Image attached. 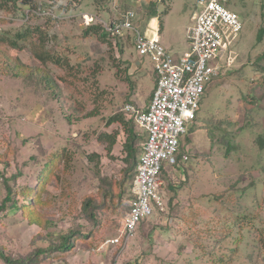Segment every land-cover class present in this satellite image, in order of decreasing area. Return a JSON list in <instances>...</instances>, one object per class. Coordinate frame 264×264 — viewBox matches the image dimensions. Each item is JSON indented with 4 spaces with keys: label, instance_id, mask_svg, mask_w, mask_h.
I'll list each match as a JSON object with an SVG mask.
<instances>
[{
    "label": "rangeland",
    "instance_id": "374dc122",
    "mask_svg": "<svg viewBox=\"0 0 264 264\" xmlns=\"http://www.w3.org/2000/svg\"><path fill=\"white\" fill-rule=\"evenodd\" d=\"M54 2L52 12L60 17L55 21L29 16L22 2L0 11L5 38L0 41V206L12 190V200L0 210V252L16 260L0 256V264H29L23 261L27 258L30 264H264L259 242L264 237V148L257 144L264 136V37L257 40L264 29V0H230L243 29L233 33L225 27L230 34L222 76L206 90L194 122L198 126L192 131L189 123L182 136L189 160L164 168L166 211L154 210L124 244L106 242L120 235L134 170L124 151V126L106 122L126 103L146 107L156 74L149 59H139L134 30L119 38L122 51L100 32L85 33L83 11L109 20L135 9L134 4ZM197 10L196 0L157 2L161 43L175 60L190 51L187 30ZM149 21L135 24L144 31ZM28 27L31 37L18 40ZM39 51L69 64L44 65L35 54ZM16 67L21 76H12ZM40 78H48L51 88H45L46 80L40 85ZM135 130L142 150L146 135L137 125ZM103 132L117 134L111 152L99 140ZM52 152L59 156L54 161ZM70 233H75L73 248L56 250ZM39 249L46 251L37 257Z\"/></svg>",
    "mask_w": 264,
    "mask_h": 264
},
{
    "label": "built area",
    "instance_id": "2783aa9c",
    "mask_svg": "<svg viewBox=\"0 0 264 264\" xmlns=\"http://www.w3.org/2000/svg\"><path fill=\"white\" fill-rule=\"evenodd\" d=\"M228 2L197 0L194 24L187 32L190 51L178 60L161 43L158 31L149 37L138 30L133 22L136 12L132 9L109 20L89 12L81 14L84 24L101 23L110 37L134 30L137 53L152 62L157 76L156 88L146 109H138L132 103L124 106L125 112L135 115L137 126L146 134V139L136 166L134 197L129 201L120 235L108 239L106 244L126 243L134 236L140 221L153 215L154 210L165 211L166 202L160 193L162 167L164 163H177L180 141L188 131V124L196 119L209 85L222 76L221 61L230 34L226 28L233 33L243 29L240 14L230 9ZM217 60L221 65L214 63ZM188 158L186 153L182 155V160Z\"/></svg>",
    "mask_w": 264,
    "mask_h": 264
},
{
    "label": "trees",
    "instance_id": "16d2710c",
    "mask_svg": "<svg viewBox=\"0 0 264 264\" xmlns=\"http://www.w3.org/2000/svg\"><path fill=\"white\" fill-rule=\"evenodd\" d=\"M5 1V4H0V11L1 12H8L6 10V7L5 5L6 4H9V3H13V4H17L19 2H22V4L24 3L25 6H27L28 9H30L31 13H29V16H33L35 14H40L39 12H37V9H40V10H45L47 11V8L50 9L51 11H53L55 8V2L54 0H46V2H44V6L41 2V0H4ZM159 0L153 2L151 5H150V9L148 10L147 14H148V18H151V17H155L156 16V11H157V2ZM47 7V8H45ZM40 11V12H42ZM22 13V12H21ZM53 13V12H52ZM52 13L50 12H46L44 14V16L47 17L46 20H51V21H55L57 20L58 18H60L58 15H55V13H53L54 15H52ZM97 14V13H96ZM22 17H27V13L24 12V15L23 13L21 14ZM28 16V17H29ZM161 23V22H160ZM162 25V23H161ZM85 26V33L87 32H93V31H96V32H100V35L104 38H108V40H111L110 43L112 44V46H118V49L119 51H122V47H119V44H120V37L121 36H115V37H110L109 33L107 32V30L105 29V27L101 24V23H92L90 25H84ZM37 29V28H36ZM33 32V30H31L29 27L23 31V32H20L17 34L18 36V40L19 39H29L31 37V33ZM263 37H264V29H261L258 33V41H262L263 40ZM5 38L4 37H1L0 36V41L4 40ZM40 41H43L44 40V37H40L39 38ZM1 43V42H0ZM11 44H15L17 45V42H15L14 40L11 41ZM1 49V47H0ZM36 56L39 58L40 62L44 65H48V61H50L51 63L54 62V64H57V65H65L64 62H66V65L68 66V62L67 59H64L63 57L61 56H54L52 55V53H50L49 51L48 52H44V51H39V52H35ZM124 54V53H123ZM1 55H3V58L5 57L4 53H3V50H1ZM5 62L7 65L10 66L11 69L15 70L14 67L12 66V63L10 62L9 58L5 59ZM48 62V63H47ZM124 62H128L129 61H124ZM23 67V69L26 68V66H21ZM128 67V66H127ZM28 68V67H27ZM10 69V70H11ZM17 71H12V76H21L22 72L20 69H18V67H16ZM9 70V71H10ZM38 71H42V70H38ZM24 73V72H23ZM18 74V75H17ZM38 76V74H37ZM24 77V76H22ZM43 77V76H42ZM45 77V76H44ZM48 77V76H47ZM49 78V77H48ZM48 78H40V85L42 84V82L44 80H46L47 82L44 83L45 84V88H51V83L48 81ZM50 80V79H49ZM41 88L43 86H40ZM151 98V97H150ZM128 116V118L126 117ZM130 116V117H129ZM197 120V119H196ZM195 120V121H196ZM194 121V122H195ZM192 123V127H191V130L193 131L195 127V123ZM113 123H120L121 125L124 126V130L127 134L126 136V139L124 141V151L126 152L127 154V162L129 163V166H130V169L131 170H134L133 171V176H132V183L135 179V176H136V166H137V162H138V159H139V156L138 154H141L142 151H143V147H142V150L140 148H138L136 146L139 138H140V133H138L136 130H135V125H137L136 121H135V115L133 114H130V113H127L125 112L124 110H122V112H118L112 116H110L106 122L107 125H111ZM200 127H204L205 129H207V133L209 132V136H212L211 135V129L204 126V125H199ZM213 137V136H212ZM99 140L100 141H103V142H107L108 145H107V151L108 152H111L113 150V147L114 145L116 144L117 142V134L116 133H107V132H103L101 133V135L99 136ZM144 144V142H143ZM257 144L261 147V148H264V136L263 137H259V141L257 142ZM234 144L228 146V150L229 151H232V148L234 147L233 146ZM143 146V145H142ZM182 138H181V141H180V148H179V153L177 155V158H178V162L176 164H173V165H170V164H167V163H164L163 167H162V170L160 172V177L162 178V174L164 172V168H172V166H178L180 162H182V157H181V153H182ZM141 151V152H140ZM53 155V157L50 159L51 161H54L56 160L59 156H57L56 152H52L51 153ZM93 155H90V157L92 158ZM50 162H48L47 164H49ZM49 167V165H48ZM45 178V175L42 179ZM41 179V180H42ZM11 189L9 188L8 189V194L6 196V198L3 200L2 202V205L0 206V210L5 208L7 203L9 201L12 200V197H11ZM134 197V194H132V198ZM131 198V199H132ZM130 199V200H131ZM89 203V201H87L85 203V208L87 207V204ZM129 203V202H128ZM92 204V203H91ZM89 204V205H91ZM128 210H129V206H128ZM166 211V210H165ZM164 211V212H165ZM128 212V211H127ZM91 217H95L94 213L91 214ZM246 218V217H245ZM75 237V233H70L68 235H65L63 236V241H61L59 243V245H56L55 246V249L56 250H59V251H69L73 248V242L71 241L72 238ZM259 242H260V245L264 247V237H262V239H259ZM45 249H39L38 250V253H37V257H39L40 255H43L45 253ZM0 256L2 258H4L7 262L11 263V262H15L16 260L15 259H11V257L9 256H6L4 252H0ZM32 260V258H27V259H24L23 261L25 262H28L30 264V261ZM19 262V260H18Z\"/></svg>",
    "mask_w": 264,
    "mask_h": 264
},
{
    "label": "crops",
    "instance_id": "0c3cea01",
    "mask_svg": "<svg viewBox=\"0 0 264 264\" xmlns=\"http://www.w3.org/2000/svg\"><path fill=\"white\" fill-rule=\"evenodd\" d=\"M129 2V4H134L135 5V9L134 11H136L137 13V20L138 22L140 23H146L149 19L150 21L148 22V24H150L149 28L151 29H148L146 28L144 31H142L144 34L147 35V33L149 34V36H153V34L158 31L159 35H160V39L162 40V36H161V31H162V28H161V23L159 21V18L158 17H151V18H148V10L150 9V5L157 1V0H127ZM194 16H195V11L193 12V15H192V21H193V24H194ZM147 19V20H146ZM192 24V25H193ZM191 25V26H192ZM189 26V28L191 27ZM165 27V26H164ZM188 28V29H189ZM148 29V31H147ZM164 30V28H163ZM147 31V33H146ZM188 32V30H187ZM148 36V35H147ZM189 42V41H188ZM190 45V44H189ZM189 51V49H187V52ZM185 52V54L187 53ZM177 53H179V51H177ZM184 54V55H185ZM183 56V55H181ZM180 56V57H181ZM208 135V134H207ZM185 167V166H184Z\"/></svg>",
    "mask_w": 264,
    "mask_h": 264
},
{
    "label": "clouds",
    "instance_id": "9594fccd",
    "mask_svg": "<svg viewBox=\"0 0 264 264\" xmlns=\"http://www.w3.org/2000/svg\"><path fill=\"white\" fill-rule=\"evenodd\" d=\"M41 2H42V4H43V6H44V2H46V0H41ZM196 2H197V0H196ZM229 2H230V0H229ZM228 2V4H227V6L229 7V5H231L230 3ZM196 6H197V4H196ZM45 8H47V7H45ZM230 8V7H229ZM129 9V8H128ZM128 9H126L125 11H127ZM198 9V8H197ZM231 9V8H230ZM132 10H134V9H132ZM232 10H234V9H232ZM40 11H42V10H40V9H37V12H39V13H41V15H44L47 11L48 12H50V13H52V11L50 10V9H48L47 8V11H46V9L45 10H43L42 12H40ZM124 11V12H125ZM198 11V10H197ZM196 11V12H197ZM234 11H236V10H234ZM84 12H88V11H83L82 13H84ZM123 12V13H124ZM136 12V11H135ZM195 12V13H196ZM236 12H238V11H236ZM82 13H80V14H82ZM89 13H93V12H89ZM122 13V14H123ZM239 13V12H238ZM93 14H96V13H93ZM122 14L120 15V16H122ZM240 14V13H239ZM52 15H54L53 13H52ZM96 15H98V14H96ZM99 17H101L100 15H98ZM119 16V17H120ZM241 16V15H240ZM241 18H242V16H241ZM135 20H137V13H136V16L134 17V19H133V22H134V24H135ZM242 21H243V19H242ZM244 23V22H243ZM86 25V24H85ZM135 26H136V24H135ZM137 27V26H136ZM138 28V27H137ZM139 30V29H138ZM128 32H130V31H128ZM142 32V31H141ZM143 33V32H142ZM146 35V34H145ZM123 36V35H122ZM121 36V37H122ZM133 36H134V38H135V33H133ZM134 43H135V41H134ZM190 44V43H189ZM136 49V48H135ZM140 57V56H139ZM139 59H142V57H140ZM156 84H157V76H156ZM155 88H156V86H155ZM154 88V89H155ZM154 92V91H153ZM206 93V92H205ZM153 95V94H152ZM205 95V94H204ZM204 97V96H203ZM151 98H152V96H151ZM151 98H150V100H149V103H150V101H151ZM203 99V98H202ZM202 102V101H201ZM127 104V103H126ZM133 104V103H132ZM149 105V104H148ZM148 105L146 106V107H144V108H141V109H146L147 107H148ZM200 107H201V103H200ZM137 108V107H136ZM124 109V108H123ZM139 109V108H138ZM199 110H200V108H199ZM199 110H198V112H199ZM125 111V110H124ZM198 112H197V117H198ZM197 117H196V119H197ZM195 119V120H196ZM194 120V121H195ZM193 121V122H194ZM192 122V123H193ZM143 133V132H142ZM145 134V133H144ZM146 135V134H145ZM187 154L188 155V157H189V154L187 153V152H185V151H182V153H181V157H182V155L183 154ZM140 157V156H139ZM189 160V158L185 161V160H182V163H186L187 161ZM178 162V161H177ZM162 180V179H161ZM133 183H134V181H133ZM162 185V184H161ZM160 193H161V188H160ZM165 200V199H164ZM165 202H166V200H165ZM128 206H129V203H128ZM166 207H167V202H166ZM166 210V209H165ZM157 211H159V210H157ZM159 212H164V211H159ZM153 214H155V213H153ZM123 223H124V221H123ZM123 227V226H122ZM135 235V234H134ZM128 242V241H127ZM121 244H123V242L121 243Z\"/></svg>",
    "mask_w": 264,
    "mask_h": 264
}]
</instances>
